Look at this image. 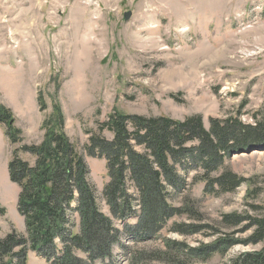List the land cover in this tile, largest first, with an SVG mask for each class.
I'll use <instances>...</instances> for the list:
<instances>
[{
  "label": "rangeland",
  "instance_id": "374dc122",
  "mask_svg": "<svg viewBox=\"0 0 264 264\" xmlns=\"http://www.w3.org/2000/svg\"><path fill=\"white\" fill-rule=\"evenodd\" d=\"M87 2L0 0V107L12 112V127L22 138L13 145L7 125H0V208L6 210L0 214V238L12 231L26 234L18 213L20 189L10 181L8 164L16 149L43 142L49 119L62 116L66 135L81 149L114 112L177 121L200 116L209 128L211 119L241 111L244 123L264 124V0ZM21 157L34 163L29 155ZM87 162L102 196L106 162ZM226 167L247 182L217 197H204L203 185L192 193L201 223L214 227L211 236L184 237L166 229L150 241L123 237L130 250L117 245L111 260L97 264H177L173 260L185 259L183 249L214 242V230L233 231L223 224L225 215L264 218V143L234 154ZM190 221L175 218L168 228ZM251 232L236 238L245 240ZM171 243L179 248L170 249ZM263 246L239 245L225 257L195 264H226ZM28 264L49 263L30 252Z\"/></svg>",
  "mask_w": 264,
  "mask_h": 264
},
{
  "label": "trees",
  "instance_id": "16d2710c",
  "mask_svg": "<svg viewBox=\"0 0 264 264\" xmlns=\"http://www.w3.org/2000/svg\"><path fill=\"white\" fill-rule=\"evenodd\" d=\"M12 123V112L0 107V125H7L9 142L19 145L21 134ZM64 124L62 116L45 121L41 144L13 152L8 171L20 189L18 213L26 234L12 231L0 238V264H28L30 252L49 264L104 263L112 259L115 246L130 250L123 237L132 243L150 241L166 229L184 237H209L214 227L201 223L198 202L192 200L194 187L203 185L204 197L234 193L247 181L226 167L227 160L264 143V124L244 123L241 111L224 120L211 119L209 128L200 116L177 121L114 112L83 149L66 135ZM106 132L113 135L111 140ZM87 158L106 162L108 182L102 196L90 181ZM185 217L191 221L168 228L173 219ZM223 224L233 231L214 230V242L196 251L183 249L185 259L174 263H208L239 245H264V218L234 213L225 215ZM248 230L247 239L236 238ZM168 247L179 248L177 243ZM226 264H264V246Z\"/></svg>",
  "mask_w": 264,
  "mask_h": 264
},
{
  "label": "water",
  "instance_id": "95a60500",
  "mask_svg": "<svg viewBox=\"0 0 264 264\" xmlns=\"http://www.w3.org/2000/svg\"><path fill=\"white\" fill-rule=\"evenodd\" d=\"M131 15L132 14L130 12L125 14V20L128 21L130 19Z\"/></svg>",
  "mask_w": 264,
  "mask_h": 264
},
{
  "label": "built area",
  "instance_id": "2783aa9c",
  "mask_svg": "<svg viewBox=\"0 0 264 264\" xmlns=\"http://www.w3.org/2000/svg\"><path fill=\"white\" fill-rule=\"evenodd\" d=\"M88 2L87 3H90L93 5V0H87Z\"/></svg>",
  "mask_w": 264,
  "mask_h": 264
}]
</instances>
